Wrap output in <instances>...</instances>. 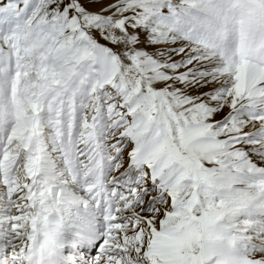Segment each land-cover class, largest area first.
<instances>
[{
  "label": "snow or ice",
  "instance_id": "obj_1",
  "mask_svg": "<svg viewBox=\"0 0 264 264\" xmlns=\"http://www.w3.org/2000/svg\"><path fill=\"white\" fill-rule=\"evenodd\" d=\"M0 264H264V0H0Z\"/></svg>",
  "mask_w": 264,
  "mask_h": 264
}]
</instances>
